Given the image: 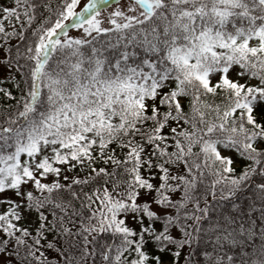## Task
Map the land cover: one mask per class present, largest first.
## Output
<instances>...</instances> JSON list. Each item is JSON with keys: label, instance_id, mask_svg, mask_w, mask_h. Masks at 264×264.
<instances>
[{"label": "snow or ice", "instance_id": "obj_1", "mask_svg": "<svg viewBox=\"0 0 264 264\" xmlns=\"http://www.w3.org/2000/svg\"><path fill=\"white\" fill-rule=\"evenodd\" d=\"M80 2L0 0V264H264V0Z\"/></svg>", "mask_w": 264, "mask_h": 264}, {"label": "rangeland", "instance_id": "obj_2", "mask_svg": "<svg viewBox=\"0 0 264 264\" xmlns=\"http://www.w3.org/2000/svg\"><path fill=\"white\" fill-rule=\"evenodd\" d=\"M84 3H86V0H81L79 7H82L84 5ZM77 10H79V8ZM77 31L78 30H76V29H70V34H76Z\"/></svg>", "mask_w": 264, "mask_h": 264}, {"label": "trees", "instance_id": "obj_3", "mask_svg": "<svg viewBox=\"0 0 264 264\" xmlns=\"http://www.w3.org/2000/svg\"><path fill=\"white\" fill-rule=\"evenodd\" d=\"M52 3L55 4L56 3V0H52Z\"/></svg>", "mask_w": 264, "mask_h": 264}]
</instances>
